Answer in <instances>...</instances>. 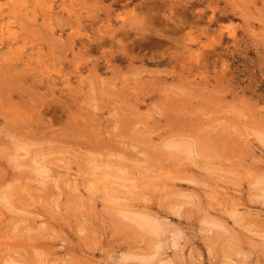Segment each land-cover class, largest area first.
Masks as SVG:
<instances>
[{
  "label": "rangeland",
  "instance_id": "obj_1",
  "mask_svg": "<svg viewBox=\"0 0 264 264\" xmlns=\"http://www.w3.org/2000/svg\"><path fill=\"white\" fill-rule=\"evenodd\" d=\"M0 95V264H264V0H0Z\"/></svg>",
  "mask_w": 264,
  "mask_h": 264
},
{
  "label": "bare ground",
  "instance_id": "obj_2",
  "mask_svg": "<svg viewBox=\"0 0 264 264\" xmlns=\"http://www.w3.org/2000/svg\"><path fill=\"white\" fill-rule=\"evenodd\" d=\"M2 56V55H1ZM17 61V60H16ZM6 77V76H5ZM34 83V82H33ZM47 85V84H46ZM49 85V84H48ZM74 93V92H73ZM1 96V95H0ZM1 98H2V96H1ZM6 101H8V100H6ZM4 104V103H3ZM2 106V105H1ZM5 106H6V104H5ZM8 106H9V104H8ZM1 109V108H0ZM5 111V110H4ZM4 111H3V113H4ZM12 114V113H11ZM3 116V115H2ZM5 117V116H4ZM10 117V116H9ZM5 118H7V117H5ZM12 118V117H11ZM15 119V118H14ZM5 120H8V119H5ZM12 121H13V119H12ZM19 120H17V122H18ZM10 122V121H9ZM8 122V123H9ZM15 122V121H14ZM13 122V123H14ZM15 124H17V123H15ZM21 124V123H20ZM9 126V125H8ZM14 128V127H13ZM21 132V131H20ZM23 136V135H22ZM25 136H27L26 134H25ZM28 137V136H27ZM26 137V138H27ZM88 140V139H87ZM150 224V223H149ZM152 225V224H151ZM153 231H155V230H153ZM132 232V231H131ZM131 234V233H130Z\"/></svg>",
  "mask_w": 264,
  "mask_h": 264
}]
</instances>
